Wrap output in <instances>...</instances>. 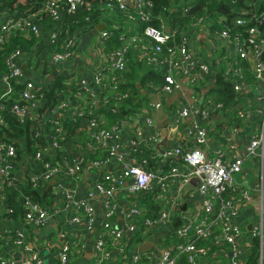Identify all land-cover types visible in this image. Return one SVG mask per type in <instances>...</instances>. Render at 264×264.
Here are the masks:
<instances>
[{
	"label": "built area",
	"instance_id": "1",
	"mask_svg": "<svg viewBox=\"0 0 264 264\" xmlns=\"http://www.w3.org/2000/svg\"><path fill=\"white\" fill-rule=\"evenodd\" d=\"M198 2L167 0L163 14H154V0H103L104 18L110 21L100 20L98 24L104 25L100 30L98 24L85 31L52 25L45 29L31 15L0 19V46L15 29L26 37L34 35L30 51L16 48L4 56L0 129L7 124V113L20 121L28 116L37 124L34 135L43 138L32 156L18 158V147L0 136V264H14L9 252L14 248L24 264H44L39 246L27 236L26 224L39 227L56 218L95 230L94 199H100L102 213L88 264H247L253 237L259 242L255 264H264V0H244L231 16L194 13ZM81 3L45 0L43 8L58 23L63 5L72 10ZM176 11L184 18L179 19ZM114 36L121 42L117 46L110 45ZM132 58L153 68L161 79L139 85L141 101L125 86ZM220 67L243 100L225 105L204 94ZM53 71L67 74L63 82L69 89L64 97L48 102L38 81H51L48 75ZM163 105L168 108L159 117ZM126 108L131 111L125 113ZM63 114L69 115L74 132L64 126ZM212 115H220L228 134L210 153ZM250 119L254 126L241 151L236 123ZM174 133L179 136L168 140ZM245 155L261 159L254 188L234 182ZM91 169L99 176L81 194ZM1 181L17 188L24 209L19 226L2 216L12 208H5L7 194ZM19 181L32 187L51 185V202L26 194ZM193 181L194 188H188ZM121 195L129 203L121 210L123 224H118L115 214ZM145 195L160 203L155 215H145ZM194 196L200 207L189 215L181 207ZM243 204L250 207L244 221ZM136 232L142 238L130 244ZM147 241L155 246L138 251ZM82 245L64 243L57 264H75L74 252Z\"/></svg>",
	"mask_w": 264,
	"mask_h": 264
},
{
	"label": "trees",
	"instance_id": "2",
	"mask_svg": "<svg viewBox=\"0 0 264 264\" xmlns=\"http://www.w3.org/2000/svg\"><path fill=\"white\" fill-rule=\"evenodd\" d=\"M103 0H83V3L79 4L75 9L68 10L67 6L63 5L60 9V22L53 23V17L50 11L44 9L45 0H0V19L7 15H21V16H34V21L42 24V26H58L59 28L64 26H69L72 28H82V31L93 29L100 20L109 22V19L104 18L105 8L102 7ZM155 5L153 7V12L159 13L162 11L163 5L167 4V0H154ZM244 0H238V3H229L228 0H200L195 7L194 13H204L206 15H218L220 13H228L229 16L236 13L239 6L243 4ZM179 19L184 18V16L179 15V11L175 12ZM156 23L155 19L153 21ZM181 28V25H175ZM264 28V24L262 26ZM46 29V28H45ZM110 45L117 46L121 42L116 36L109 40ZM34 42V35L26 37L21 30L15 29L7 38L5 43L0 46V75L5 70L4 56L10 53L16 48H22L24 50L31 49V45ZM41 49V48H40ZM264 56V53H263ZM33 57V56H32ZM39 63V55L37 56V62L34 64L37 66ZM128 70V82L125 84L126 87H131L133 93H138V95L133 96V98H138L141 101L140 96L142 94L139 88L140 86H146L149 79L159 82L161 79L158 77L156 71L153 68H148L142 65L138 60L132 58L129 62ZM222 67L218 68L214 74V81L208 85V89L205 91V95H212L216 100L222 101L225 105L233 104L238 101L243 100L242 95L237 93L232 88V81L226 79L222 73ZM47 72L46 66L43 67L42 73L45 75ZM67 77V74H56L53 79L49 82L38 81L42 86L43 97L49 102L50 99H60L65 96V91L69 89V86L63 81ZM197 91L201 92L200 87H197ZM252 97V95L250 94ZM130 108L124 109V112H130ZM114 118L115 116H110ZM7 124L0 129V136L3 139L12 141L18 147V158H24L32 156L37 150V143L43 142V138L34 135L37 124L36 121L26 116L24 121L18 120L15 116L11 114H5ZM64 126L69 132H74L75 125L72 123L69 115L63 114L60 118ZM110 119V118H109ZM97 154H91V157H96ZM3 185V190L7 194V199L5 201V208H12V211H6L2 214L3 218L8 223H13L17 220V217H22L24 215V209L19 202V193L16 187H10L6 185L5 181H1ZM18 182V187L23 188L24 192L34 199L44 202L46 204L51 202V185L49 184H38L32 187L30 184L20 185ZM230 193H226L229 196ZM145 206L147 207L145 215H155L160 207V203L153 201L146 196ZM138 225H141V220L137 221ZM172 227V226H170ZM100 229V228H98ZM174 229V227L172 228ZM171 230V228H170ZM141 235L139 233H134L131 236L130 244L134 241H140ZM176 239V235L174 236ZM251 248L249 249L247 264H255L258 255V239L256 237L252 238ZM2 246V251L4 252V244ZM264 246V238H263ZM11 245H7L5 248H10ZM6 253V251H5Z\"/></svg>",
	"mask_w": 264,
	"mask_h": 264
},
{
	"label": "crops",
	"instance_id": "3",
	"mask_svg": "<svg viewBox=\"0 0 264 264\" xmlns=\"http://www.w3.org/2000/svg\"><path fill=\"white\" fill-rule=\"evenodd\" d=\"M86 41V40H85ZM159 117H164V113L159 111L157 113ZM214 121L212 123V129L210 130V138L208 149H210V153H213L214 147L219 145L220 143L225 141V134H228V129L226 125H223L219 120L220 115H212ZM219 120V121H217ZM253 119L242 121L237 120L238 122V133H236L235 138L239 140L238 148L242 151L243 142L247 139L248 134L253 129L254 123L252 122ZM166 118L163 119V124H165ZM227 130V132H226ZM175 134V133H174ZM171 135L168 140H172L173 137L179 136L178 133L175 135ZM173 142V141H168ZM261 159L258 155H245L242 164V171L239 173L234 174V182L240 187H247V188H254V184L257 180V175L259 172ZM263 165H264V158H263ZM99 173L96 170H89L84 176V183L80 188L81 194L90 186V184L98 178ZM195 186V181L192 184L188 185V188L193 189ZM119 208L115 214V221L118 224H123V215H122V208L128 205L129 200L127 196H120L119 197ZM186 212L189 215H194L199 207L200 202L197 196L191 197L184 201ZM92 205L95 208L97 213V221L95 223V230L98 229L101 222V209L102 206L100 204V199H94L92 201ZM182 208V207H181ZM242 221L247 220L250 215L248 205H242ZM177 216H179V212H176ZM21 217H17V220L13 221L12 225H20ZM9 222V221H8ZM25 231L29 240L32 242L33 246H39L38 248L41 251V254L44 258V264H57L58 260V251L60 250L61 246L68 241H75L82 243L83 245L80 247L79 252L75 250L74 258L75 264H88L91 261L92 257V246H93V236L95 234V230H88L86 229L83 223H69L58 219H53L46 223L43 226H32L30 224L24 225ZM155 246L152 242V247ZM151 247V248H152ZM155 248V247H154ZM14 259V264H24L23 258L21 253L17 248L11 249L9 251ZM114 261L118 262L117 255L113 252Z\"/></svg>",
	"mask_w": 264,
	"mask_h": 264
},
{
	"label": "water",
	"instance_id": "4",
	"mask_svg": "<svg viewBox=\"0 0 264 264\" xmlns=\"http://www.w3.org/2000/svg\"><path fill=\"white\" fill-rule=\"evenodd\" d=\"M96 28L100 30V29L104 28V25H103L102 23H100V24H98V25L96 26ZM166 30H169V26H166ZM86 38H87V37H86ZM22 67H23V71H24V73H27V68H26V66L23 64ZM56 74H57V73H56L55 71H53V72H51V73L48 75V78H49V79H52ZM160 143H162V141L158 142L157 145L159 146ZM184 207H185V203L182 204V209H183ZM179 221H180L179 218H177L176 221L174 222V225L176 226V225L179 223ZM247 227L250 229V224H248ZM151 247H152V243H151V241H147V242H145V243H142V244L137 248V250H138V251H143V250H145V249H147V248H151Z\"/></svg>",
	"mask_w": 264,
	"mask_h": 264
},
{
	"label": "rangeland",
	"instance_id": "5",
	"mask_svg": "<svg viewBox=\"0 0 264 264\" xmlns=\"http://www.w3.org/2000/svg\"><path fill=\"white\" fill-rule=\"evenodd\" d=\"M90 47H91V46L88 44L87 47H86V50H87V51H90ZM147 97H149L148 94H147ZM173 107H174V106H172L171 108H173ZM167 108H168L167 105H163L159 111H166ZM83 134H84V132H83ZM158 245H160V244H158Z\"/></svg>",
	"mask_w": 264,
	"mask_h": 264
}]
</instances>
